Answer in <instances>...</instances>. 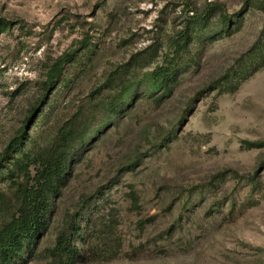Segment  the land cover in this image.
<instances>
[{"label":"rangeland","instance_id":"1","mask_svg":"<svg viewBox=\"0 0 264 264\" xmlns=\"http://www.w3.org/2000/svg\"><path fill=\"white\" fill-rule=\"evenodd\" d=\"M0 160L8 264H264V0H0Z\"/></svg>","mask_w":264,"mask_h":264},{"label":"trees","instance_id":"2","mask_svg":"<svg viewBox=\"0 0 264 264\" xmlns=\"http://www.w3.org/2000/svg\"><path fill=\"white\" fill-rule=\"evenodd\" d=\"M218 8V12L221 14L225 15L223 12V9L220 7ZM211 10L208 11V16ZM193 16V15H192ZM207 11H204L202 15L200 16V19H206L207 17ZM190 20H194L193 22H196L195 19L189 18ZM228 19H224L226 21ZM189 25H187L188 27ZM189 39V34L187 31H184L181 35V43H186L187 40ZM180 44V43H179ZM63 67V63L59 62L57 65H55V70L52 76L50 77V80L47 82V89L46 93L42 97L41 100H39L34 108V111H36L41 103L45 100V96L48 91L51 90V88L54 86L56 80L59 78L61 74V69ZM160 73L158 72H153V79L158 80L160 78V82L163 83V85L170 79L171 73H170V65L165 66L164 68L160 67ZM123 103L122 102H115L111 107H112V112L115 113H120L122 108H123ZM30 116L27 121H25L23 127L20 130V134L18 137L23 136L25 134V129L28 125V123L31 121ZM167 141H162L160 145L161 147L164 146L166 142H168V137L166 138ZM243 145L246 148H260L263 146V143L261 141H254V142H248V141H243ZM16 145V144H15ZM13 148L12 145L8 146L5 152L3 153V156H10L11 151L10 149ZM4 160H0V165L1 162ZM52 174H54V179L59 180V177L61 175L65 174V168H58L55 169V171L47 172V177L46 179H50ZM38 179V173L37 177ZM45 184V185H43ZM42 185H39L38 182L36 184H33L28 191H26V203H27V208L23 209L20 211L18 216L0 231V264H8V262L17 255L18 248H19V238H25L28 239L29 242L33 240L35 235L37 233H40L45 228L46 225V217H47V204L49 202V198L46 195V193L42 192L44 186L48 184V182L43 183ZM51 187V185H49ZM57 251L60 253H69L70 249H65V247L62 245L60 239L57 241Z\"/></svg>","mask_w":264,"mask_h":264}]
</instances>
